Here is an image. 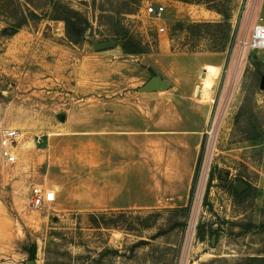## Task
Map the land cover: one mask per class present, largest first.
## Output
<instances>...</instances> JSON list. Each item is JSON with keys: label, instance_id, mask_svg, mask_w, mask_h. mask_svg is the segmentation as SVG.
Here are the masks:
<instances>
[{"label": "rangeland", "instance_id": "374dc122", "mask_svg": "<svg viewBox=\"0 0 264 264\" xmlns=\"http://www.w3.org/2000/svg\"><path fill=\"white\" fill-rule=\"evenodd\" d=\"M63 1L89 21L78 45L67 40L61 22L43 19L14 35L3 33L6 26L0 22V134L17 130L22 135L17 164L0 159V264L31 261L27 251L32 244L34 264H248L247 258H264V51L235 52L228 59L213 104L194 96L210 117L193 176L188 168L171 172L178 178L149 179V196L156 193L149 207L103 216L117 229H91L92 212L59 214L53 204L38 210L29 205L32 187L46 173L47 164L39 158L48 159L52 134L66 136L77 124L90 125L99 101L135 98L152 78L150 71L186 77L191 56L211 47L227 57L231 34L249 33L257 13L264 15V0H229L223 7L229 31L223 16L204 4ZM150 6H162L164 12L151 15ZM176 23L217 27L193 37L186 27L174 30ZM115 32L127 34L130 46L142 53L115 49L121 47ZM108 40L114 48L93 49L94 43ZM193 47L198 52H183ZM222 169L229 172L227 180L217 178ZM107 249L117 254L104 253Z\"/></svg>", "mask_w": 264, "mask_h": 264}, {"label": "crops", "instance_id": "0c3cea01", "mask_svg": "<svg viewBox=\"0 0 264 264\" xmlns=\"http://www.w3.org/2000/svg\"><path fill=\"white\" fill-rule=\"evenodd\" d=\"M191 57L186 77L158 73L169 82L168 90H137L135 98L99 101L90 125L77 124L66 136L47 139L48 159L39 158L47 164L46 173L35 185L55 192L52 204L59 214L147 208L156 197L154 192L149 196V179L178 178L171 172L188 168L193 176L210 117L194 96L203 104L214 103L226 54Z\"/></svg>", "mask_w": 264, "mask_h": 264}, {"label": "trees", "instance_id": "16d2710c", "mask_svg": "<svg viewBox=\"0 0 264 264\" xmlns=\"http://www.w3.org/2000/svg\"><path fill=\"white\" fill-rule=\"evenodd\" d=\"M142 0H138V4ZM183 3H196V4H204L206 8L210 11L215 13L221 14L225 19V23L223 26L230 30V26L228 24V16L227 12L223 7L227 5L229 0H224L222 3L218 4V0H176ZM221 3V2H220ZM226 3V4H225ZM130 13V12H128ZM43 19H46L51 22H61L64 25V33L67 40L74 45H78L79 42L82 40L83 36L85 35L87 29L89 28V21L88 19L78 10L72 8L69 4L64 2L63 0H0V22L5 24V28L3 29V33L6 35H14L19 30L27 27L29 24H37L41 22ZM175 28H183L189 31V33L195 37L198 36L199 30L208 28V27H217V24L211 23H193V24H182L176 23L173 26ZM112 36L118 37L121 39V49L126 54H139L142 53L139 48H133L130 46V37L123 32H115ZM212 37V36H211ZM228 38V36H227ZM228 47V46H227ZM183 52L187 53H196L198 50L193 47L189 49L183 50ZM205 52L208 53H215L220 52L219 49L214 47L207 48ZM151 72V76H157L153 71ZM243 194L234 193L236 198L242 197ZM123 214L124 211L121 212H92L88 214L89 219V227L94 230L100 229H117V226L112 224L111 222L105 223L104 217L106 215H111V217L115 216V214ZM253 227V226H252ZM182 228H185V224L182 225ZM160 235L157 233L153 238L149 240H154V237ZM202 233L199 234L201 237ZM147 241H139L136 243V246L145 245ZM134 247V246H133ZM114 253L117 254L114 250H104V253ZM101 254L103 252H100ZM99 253V254H100ZM29 255V260L33 261L35 259L36 254V244H32L27 251ZM248 264L259 263L264 264V258H247L246 260Z\"/></svg>", "mask_w": 264, "mask_h": 264}, {"label": "built area", "instance_id": "2783aa9c", "mask_svg": "<svg viewBox=\"0 0 264 264\" xmlns=\"http://www.w3.org/2000/svg\"><path fill=\"white\" fill-rule=\"evenodd\" d=\"M147 12L154 16H160L164 12L162 6L148 7ZM228 53L225 59L226 64L223 65L221 73H227L228 59L235 52L241 56L246 52L264 51V15L260 12L254 18L250 31L244 37L236 36V32L230 36L228 45ZM220 74V77H222ZM206 135V131H205ZM21 134L17 130H3L0 134V159L5 165H16L17 147L21 140ZM55 192L51 189L44 188L41 185H34L30 192L29 205L33 210H38L45 205L52 204L55 201Z\"/></svg>", "mask_w": 264, "mask_h": 264}, {"label": "water", "instance_id": "95a60500", "mask_svg": "<svg viewBox=\"0 0 264 264\" xmlns=\"http://www.w3.org/2000/svg\"><path fill=\"white\" fill-rule=\"evenodd\" d=\"M114 41L108 40L107 42H101V43H94L93 49L95 51H103V50H109L114 48ZM261 88L264 89V78L261 81ZM169 89V82L160 77V76H154L150 78L142 87L138 88V91L141 93H149V92H159V91H166ZM61 122L65 120L64 116H61L60 118ZM229 177V172L227 170H220L218 172L217 178L220 180H227ZM240 186L238 188V192H240ZM26 264H34L33 261H28Z\"/></svg>", "mask_w": 264, "mask_h": 264}, {"label": "bare ground", "instance_id": "6f19581e", "mask_svg": "<svg viewBox=\"0 0 264 264\" xmlns=\"http://www.w3.org/2000/svg\"><path fill=\"white\" fill-rule=\"evenodd\" d=\"M22 136V135H21Z\"/></svg>", "mask_w": 264, "mask_h": 264}]
</instances>
